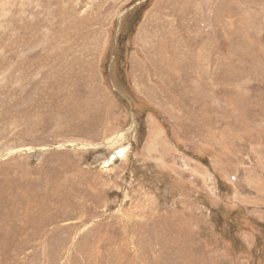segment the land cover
I'll return each mask as SVG.
<instances>
[{
	"label": "rangeland",
	"instance_id": "374dc122",
	"mask_svg": "<svg viewBox=\"0 0 264 264\" xmlns=\"http://www.w3.org/2000/svg\"><path fill=\"white\" fill-rule=\"evenodd\" d=\"M0 264H264V0H0Z\"/></svg>",
	"mask_w": 264,
	"mask_h": 264
},
{
	"label": "trees",
	"instance_id": "16d2710c",
	"mask_svg": "<svg viewBox=\"0 0 264 264\" xmlns=\"http://www.w3.org/2000/svg\"><path fill=\"white\" fill-rule=\"evenodd\" d=\"M139 15H140V9L133 13V16L131 17L132 20L131 22H133V20L135 21L139 17Z\"/></svg>",
	"mask_w": 264,
	"mask_h": 264
},
{
	"label": "bare ground",
	"instance_id": "6f19581e",
	"mask_svg": "<svg viewBox=\"0 0 264 264\" xmlns=\"http://www.w3.org/2000/svg\"><path fill=\"white\" fill-rule=\"evenodd\" d=\"M112 143V142H111ZM117 143V142H116ZM122 149H119L118 151H117V154L120 156L121 154H122ZM114 157V156H113Z\"/></svg>",
	"mask_w": 264,
	"mask_h": 264
},
{
	"label": "water",
	"instance_id": "95a60500",
	"mask_svg": "<svg viewBox=\"0 0 264 264\" xmlns=\"http://www.w3.org/2000/svg\"><path fill=\"white\" fill-rule=\"evenodd\" d=\"M106 145H107V144H104V146H106ZM65 148H72V149H73V148H76V146H71V147H68V146H67V147H65Z\"/></svg>",
	"mask_w": 264,
	"mask_h": 264
}]
</instances>
